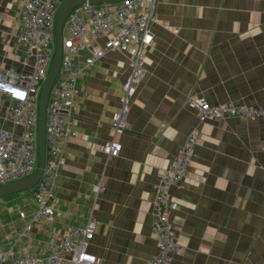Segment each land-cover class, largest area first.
Instances as JSON below:
<instances>
[{
	"label": "crops",
	"instance_id": "0c3cea01",
	"mask_svg": "<svg viewBox=\"0 0 264 264\" xmlns=\"http://www.w3.org/2000/svg\"><path fill=\"white\" fill-rule=\"evenodd\" d=\"M20 2L0 0V67L28 73L33 60L19 40ZM150 30L154 43L145 52L129 129L114 136L110 123L135 48L108 49L78 82L76 135L65 147L52 220L34 221L32 190L0 198V254L46 257L68 230L93 217L89 253L102 264H146L158 252L157 183L194 131L200 138L191 164L171 189L179 204L171 220L184 250L169 264H264V116L200 123L187 105L198 97L264 106V0H157ZM8 103L0 95V129L14 128ZM110 139L122 144L116 157L103 152ZM100 182L105 187L96 192Z\"/></svg>",
	"mask_w": 264,
	"mask_h": 264
},
{
	"label": "built area",
	"instance_id": "2783aa9c",
	"mask_svg": "<svg viewBox=\"0 0 264 264\" xmlns=\"http://www.w3.org/2000/svg\"><path fill=\"white\" fill-rule=\"evenodd\" d=\"M65 0H21L18 18L21 25L20 42L26 57L33 60L28 73L6 71L0 67V95L8 98V119L13 129H0V186L21 181L36 172L39 164L38 119L39 97L52 65L55 50V20ZM157 0H122L107 4H82L66 20L63 31V59L57 79L51 89L46 115V159L42 176L33 187L32 195L38 203L35 219L52 220L55 183L65 165V147L76 135L72 128L74 100L78 82L95 65L105 50L135 52L130 60L131 75L123 83L120 108L111 117L114 136L129 129L128 114L131 101L145 77V52L154 43L150 25L154 19ZM102 43V45H101ZM88 52L85 56L84 53ZM189 109L200 123L209 119L240 117L257 119L264 116V106L242 103L211 104L191 97ZM200 135H188L181 151L161 174L156 186L152 207V228L158 252L146 264H169L173 254H180V245L173 229L172 213L179 204L171 198V189L182 181L189 169ZM122 144L107 140L103 152L116 157ZM103 182L95 185L96 192L104 189ZM22 218L25 213H20ZM32 224L28 225V230ZM96 233V221L90 217L83 228L68 230L57 249L46 257L25 254L9 258L0 254V264H102L87 250Z\"/></svg>",
	"mask_w": 264,
	"mask_h": 264
},
{
	"label": "water",
	"instance_id": "95a60500",
	"mask_svg": "<svg viewBox=\"0 0 264 264\" xmlns=\"http://www.w3.org/2000/svg\"><path fill=\"white\" fill-rule=\"evenodd\" d=\"M122 0H65L59 7L55 20V50L49 75L43 84L39 97V119H38V149L39 164L35 173L29 177L0 186V198L32 190L39 182L46 159L45 126L47 106L51 89L59 74L63 59V31L64 25L71 12L82 4H107L117 3Z\"/></svg>",
	"mask_w": 264,
	"mask_h": 264
}]
</instances>
